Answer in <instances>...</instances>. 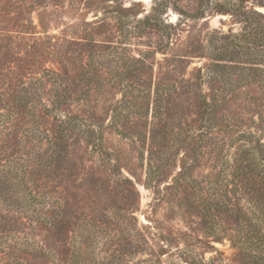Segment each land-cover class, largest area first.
<instances>
[{"label": "rangeland", "instance_id": "obj_1", "mask_svg": "<svg viewBox=\"0 0 264 264\" xmlns=\"http://www.w3.org/2000/svg\"><path fill=\"white\" fill-rule=\"evenodd\" d=\"M264 0H0V264H264Z\"/></svg>", "mask_w": 264, "mask_h": 264}, {"label": "trees", "instance_id": "obj_2", "mask_svg": "<svg viewBox=\"0 0 264 264\" xmlns=\"http://www.w3.org/2000/svg\"><path fill=\"white\" fill-rule=\"evenodd\" d=\"M263 161H264V159H263Z\"/></svg>", "mask_w": 264, "mask_h": 264}]
</instances>
